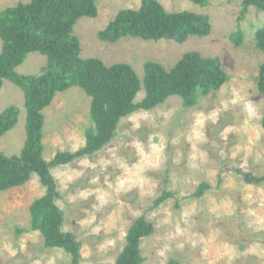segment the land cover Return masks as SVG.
Returning <instances> with one entry per match:
<instances>
[{
    "label": "rangeland",
    "instance_id": "1",
    "mask_svg": "<svg viewBox=\"0 0 264 264\" xmlns=\"http://www.w3.org/2000/svg\"><path fill=\"white\" fill-rule=\"evenodd\" d=\"M30 0H0V9ZM168 12L192 11L210 17L207 37L174 41L127 38L105 43L98 33L121 10L138 9L142 0H98V16L84 18L74 34L81 57L99 58L106 65L127 63L140 78L147 61L173 67L187 52L219 57L230 80L217 92L203 96L192 108L172 97L152 111L123 119L117 135L101 152L55 167L64 213V230L81 242V264H114L135 220L145 217L155 233L141 243L143 264H264V184L247 183L240 173L264 176V98L256 77L264 63L256 31L264 26V12L251 7L242 17L243 0H209L207 6L190 0H158ZM238 30L243 42L232 38ZM2 40L0 38V53ZM47 57L34 52L17 68L39 76ZM144 91L138 94L140 101ZM20 109L18 124L0 138V151L19 155L26 141L23 91L5 80L0 112ZM91 98L80 88L58 93L44 111V157L58 151L76 152L86 144L91 125ZM207 182L202 197L197 189ZM163 190L174 197L159 207ZM46 189L37 175L23 186L0 195V264H70L62 249H45L39 231L28 228L30 206Z\"/></svg>",
    "mask_w": 264,
    "mask_h": 264
},
{
    "label": "trees",
    "instance_id": "2",
    "mask_svg": "<svg viewBox=\"0 0 264 264\" xmlns=\"http://www.w3.org/2000/svg\"><path fill=\"white\" fill-rule=\"evenodd\" d=\"M201 6L209 0H190ZM251 7L264 12V0H243L241 16ZM98 16V0H30L17 6L0 9V91L9 80L24 93L26 141L19 155L9 156L0 151V195L23 186L35 174L45 194L30 206L28 228L18 234L39 231L45 249H62L71 256L70 264H81L82 244L77 236L64 230V213L58 205L59 185L52 170L75 160L92 157L101 152L117 135L120 122L139 111H152L172 97L182 99L185 108L195 107L203 96L219 91L231 78L219 57H203L192 51L185 53L171 68L159 62L147 61L143 77L127 63L106 65L99 58L81 57L82 46L75 27L84 18ZM212 32L210 17L192 11L168 12L158 0H142L138 9L119 11L108 26L98 33L105 43H117L134 38L145 41L169 40L182 44L191 37H207ZM236 46L243 42V32L232 36ZM258 48L264 54V26L256 31ZM38 52L47 57V64L39 76L17 72L28 55ZM258 91L264 98V63L256 77ZM82 89L90 98L91 125L86 129V144L76 152L58 151L47 161L43 143L46 124L45 109L58 93L71 88ZM145 96L138 101V94ZM20 109L10 106L0 112V138L19 121ZM264 130V115L261 120ZM253 185L264 184V176L240 173ZM211 186L205 182L195 197H202ZM174 197L163 190L155 200L159 207ZM155 233L154 224L140 217L126 236V244L114 264H143L141 243ZM168 264H179L171 260Z\"/></svg>",
    "mask_w": 264,
    "mask_h": 264
}]
</instances>
